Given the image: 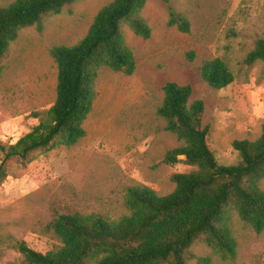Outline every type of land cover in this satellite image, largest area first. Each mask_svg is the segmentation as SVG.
Masks as SVG:
<instances>
[{"label": "rangeland", "instance_id": "1", "mask_svg": "<svg viewBox=\"0 0 264 264\" xmlns=\"http://www.w3.org/2000/svg\"><path fill=\"white\" fill-rule=\"evenodd\" d=\"M13 1L0 0V5ZM112 1L79 0L45 17L41 30L32 26L20 32L1 59L0 143H15L39 124L56 99L57 65L51 48L78 43ZM170 5L189 21V32L168 25L165 2L147 0L142 16L151 36L144 39L124 26L135 71L100 73L85 137L73 147H57L37 154L25 166L15 165V174L0 187V264H22L23 257L13 249L18 242L43 254L59 245L45 230L56 212L119 219L128 213V188L145 186L168 195L175 189L173 174L196 169L184 157L176 164L164 163L166 152L180 144L157 115L168 82L191 85V100L204 101L203 121L212 129L210 144L218 163L237 164L233 142L254 141L262 134L264 62L247 64L245 59L264 38V0H170ZM217 58L234 75L222 90L201 78L202 64ZM260 185L264 190V180ZM232 228L234 260H224L198 243L187 264L204 257L210 258L209 264H264V232L256 233L236 215Z\"/></svg>", "mask_w": 264, "mask_h": 264}, {"label": "trees", "instance_id": "2", "mask_svg": "<svg viewBox=\"0 0 264 264\" xmlns=\"http://www.w3.org/2000/svg\"><path fill=\"white\" fill-rule=\"evenodd\" d=\"M79 0H14L0 5L1 59L20 32L42 29L43 20L60 14ZM170 11L169 26L189 32V21L162 0ZM147 0H113L96 15L87 34L72 46H54L50 56L57 65L56 99L38 125L15 143H0V187L15 174L14 166L27 165L37 154L57 147H73L86 135L84 124L96 100V81L103 70L132 75L135 57L126 44L124 26L148 39L151 29L142 16ZM193 59L194 53H189ZM247 64L264 62V38L247 54ZM201 78L211 88L222 90L234 75L221 59L205 61ZM157 108L165 130L180 143L166 152L164 163L176 164L184 157L196 167L171 176L175 189L159 195L145 186L128 188L127 214L111 219L101 214L66 211L55 213L45 230L59 243L43 254L18 242L13 249L22 264H187L194 245L203 243L224 260H234L237 243L233 216L256 233L264 232V126L254 141L235 140L240 161L218 163L210 144L212 129L205 125L203 100H191L192 86L168 82ZM209 264L210 258H197Z\"/></svg>", "mask_w": 264, "mask_h": 264}]
</instances>
